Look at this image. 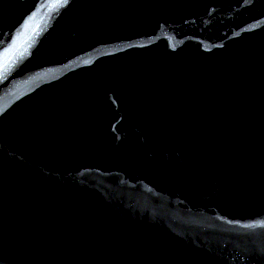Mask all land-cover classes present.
<instances>
[{
  "label": "water",
  "instance_id": "obj_1",
  "mask_svg": "<svg viewBox=\"0 0 264 264\" xmlns=\"http://www.w3.org/2000/svg\"><path fill=\"white\" fill-rule=\"evenodd\" d=\"M0 264H264V0H0Z\"/></svg>",
  "mask_w": 264,
  "mask_h": 264
}]
</instances>
